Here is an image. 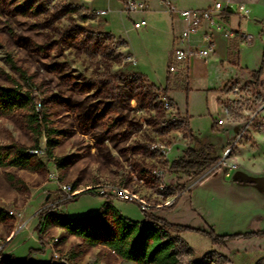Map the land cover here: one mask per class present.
I'll return each instance as SVG.
<instances>
[{
	"label": "rangeland",
	"instance_id": "rangeland-1",
	"mask_svg": "<svg viewBox=\"0 0 264 264\" xmlns=\"http://www.w3.org/2000/svg\"><path fill=\"white\" fill-rule=\"evenodd\" d=\"M141 1L147 3L148 0ZM159 2L151 0L149 10H161ZM178 2V7L183 9L207 8L214 3L213 0ZM222 2H244L248 7L249 18H240L247 32L239 34L246 33L251 39L241 38V66L244 70H258L264 51V0ZM31 5L37 7L36 13L29 8ZM128 25L129 20L118 19L113 21L112 28L128 29ZM156 26L158 30L167 28L164 22L149 25V33L144 36L139 35L138 30L129 32L132 44L139 49L141 57L136 66L128 60L130 54L126 41L116 37L107 28L104 15L91 11L85 0H21L15 4L4 0L1 4L0 86L32 93L37 103L44 102L48 106L51 127L59 131L54 136L59 141L54 154L57 160L64 159L65 163L63 168L58 169L57 160H49L42 152L38 154L45 164L42 172L0 167V207L18 214L13 215L14 218L7 224L0 223V253L3 256L13 255L5 254L6 248L23 235L29 243L38 247V242L30 236L33 230L36 231L35 222L31 223V220L45 207L61 199V184L72 186L70 195L88 190L98 194L103 189L123 187L147 199L151 205L149 212L172 223L200 229L208 224L219 235L264 230V219L241 214L235 217L236 210L232 213L221 206L224 199H213L217 189L223 190L222 186L214 185L224 177V169H228L229 164L244 150H255L257 139L264 134V85H255L251 79L244 84L231 82L225 90L227 99L222 106L230 112V125L238 128L236 144L230 154H226V149L219 156L220 160L198 177L168 171L164 180L160 179L170 185L168 192L181 194L173 206L167 207L165 199L161 200L158 196V180H153V184L145 188L133 182L134 175H152L156 170L167 167L166 156L153 145L175 144L168 153L172 164L184 151V146L178 144L183 142L178 133L184 137L189 134L183 121L186 116L177 112L174 105V111L166 110L162 102L161 97L167 95L164 89L170 62L151 35L155 33ZM134 28L137 29L135 25ZM261 79L264 81V75ZM148 80L158 88L153 89ZM235 87L239 88L236 93L233 92ZM171 96L180 110L186 112L187 92L176 89ZM208 102L212 115L207 111ZM189 103L193 118L191 127L202 142L214 144L216 154L221 153L225 148L223 144L234 135L235 130L234 127L224 126L213 132V123L219 114L227 119L219 102L213 103L209 92H195L190 96ZM99 106L112 109L113 117L119 120L110 135H103L101 124L91 120ZM35 109L39 111L41 106L37 105ZM213 110H218L219 114L215 115ZM25 119L26 113L22 111L0 117V145L15 143L28 149L32 147L33 139ZM40 147L45 151V136L40 139ZM245 158H248L247 155ZM8 175L16 181H23L19 185L21 189L9 180ZM106 202V197L82 194L77 200L63 204L60 210L67 217L97 215ZM113 207L128 219H145V213L132 202L116 199ZM50 233H53L52 237ZM56 233L59 230L52 227L49 232L41 234L42 239L38 241L44 243L42 249L46 250L36 248L32 254L46 253V258L53 263H59L53 257L54 251L68 264L122 263L116 254L103 246L90 247L66 232L57 236ZM181 235L176 251L183 264H230L217 252L204 250L206 241L212 243L207 237L187 233L188 240H185ZM54 238L59 239L57 245L53 250L47 248V243ZM254 239L229 241L240 251L235 258L236 264H252L254 258H260L254 264H264V242ZM19 249L20 252L27 251L26 244ZM7 263L4 257L0 258V264Z\"/></svg>",
	"mask_w": 264,
	"mask_h": 264
},
{
	"label": "trees",
	"instance_id": "trees-1",
	"mask_svg": "<svg viewBox=\"0 0 264 264\" xmlns=\"http://www.w3.org/2000/svg\"><path fill=\"white\" fill-rule=\"evenodd\" d=\"M4 0H0L1 4ZM21 0H9L15 4ZM18 7V5H16ZM32 12H37V7H29ZM24 76V73L21 72ZM264 75V51L261 65L258 70L252 73V82L255 85H264L261 81ZM140 78V77H138ZM157 89L155 85L151 86ZM167 94V89L165 88ZM167 96V95H166ZM37 99L32 93H23L18 89H10L0 86V117L10 116L16 111L26 113V128L32 135L33 145L30 149L11 143L0 145V167L22 169L30 172H42L45 168L44 162L38 157L39 153H45L49 160H57L55 149L59 141L54 136L59 131L51 127L50 112L48 106L41 102V109L36 110ZM112 109L99 106L91 120L100 123L104 129L103 135H110L119 124V120L113 117ZM46 137V149L40 147V139ZM220 157L215 154L211 145H204L199 149L187 148L183 154L175 159L170 166V173L183 174L188 177H198L208 168L216 164ZM64 159L56 161L58 169L63 168ZM9 180L21 189L23 181L15 180L12 175H8ZM63 178V177H62ZM153 182H149V185ZM20 185V186H19ZM76 185L73 186V191ZM93 194L107 197L106 194H95L92 191H84L69 197L63 194L61 199L54 205L45 207L39 214V222L36 231L42 239L41 234L51 226L59 227L66 231L68 235L74 236L90 247L103 246L116 254L121 260L120 264H183L177 256V246L179 235L184 233H196L211 240L213 245L226 246L233 239L264 238V230L253 231L245 234L219 235L211 227L200 229L188 225L176 224L156 215L153 212H144L143 221H134L120 214L110 203L106 202L102 212L97 215H87L80 217L65 216L60 207L78 199L82 194ZM13 215L0 207V223L7 224L13 219ZM175 233L176 235H173ZM33 249L28 255L20 259L13 255L3 256L7 264H34L31 262ZM264 262V259H262ZM47 264H64L53 263Z\"/></svg>",
	"mask_w": 264,
	"mask_h": 264
},
{
	"label": "crops",
	"instance_id": "crops-1",
	"mask_svg": "<svg viewBox=\"0 0 264 264\" xmlns=\"http://www.w3.org/2000/svg\"><path fill=\"white\" fill-rule=\"evenodd\" d=\"M85 1L88 8L93 12L102 10L106 11L104 17L107 21V28H109V30H111L116 37L126 41V49L128 50L130 56L135 58L137 62L136 66L139 65L141 57L138 54L139 49L135 48L132 44L129 32L139 31V35L141 34V36H144L145 34L149 33V25H160L161 23L165 22L167 24V28L165 30H158L156 26V29H154L155 33H152L151 35L153 38H155V43L161 45V48L159 49L162 51V53H166L167 58L170 62L176 38L178 37L180 32L186 28V23L178 15L170 13L165 7V5L161 3L160 0L159 5L161 6V10L150 11L148 4L151 2V0H148L146 3L147 7L144 11H136L132 13L124 12V3L120 0ZM135 1L144 2L141 0ZM172 1L177 6L180 5L178 0ZM210 7L211 6L199 9H208ZM242 17L243 16L235 13L234 11L228 10L223 13L221 19L216 18L215 22L234 32H247L244 30L243 23L240 20V18ZM118 19H120L121 21L129 20V28H116L115 30H113V21L116 20L117 22ZM142 20L146 22V25L140 29H135L134 24ZM211 27L212 24L210 22H204L202 27L199 29L198 33L191 37V45L193 47L203 48L205 46V34L212 33V39L214 41V51L210 54L207 60L193 58L188 65L186 74L181 73L176 76H172L169 73L167 78L166 89L167 95L170 98L172 104L176 107L179 112L183 114V116H186V119H184L183 121L185 122L186 128L188 130L187 132L189 133V138L187 140H182L183 142L181 144L178 143L179 146L183 145V149L185 151L189 147L199 149L204 145H211L213 146L216 154L214 144L202 142L199 139V136L196 134V131L191 127V122L193 118L191 116L192 107L189 103L190 96L195 92L200 94H206V92H209L213 96V103L215 101H218L219 106L221 107L220 109H222L223 111L222 103L227 99V95H225V90H227L229 83L239 82L241 84H244L246 81L251 79L252 73L256 70H250L249 68H246V70H244L241 66L240 46L243 44L241 40L236 38H225L220 31L211 29ZM138 73L142 74L141 72ZM142 75L147 79L144 74ZM150 84L153 85L151 82ZM154 85L157 86L156 84ZM176 89H180L187 92L188 102L186 112L185 110H180L178 104L171 96L172 91ZM209 106L210 105L208 102L207 111L209 115H212L213 112L210 111ZM213 111L214 113H216L215 115L219 114L218 110ZM218 118H222V116L219 114ZM226 118L227 119L222 118L224 119V124L221 126L217 125L216 119L212 127L213 132L215 129H222L224 126H229L232 128L234 127L235 130L234 135L228 138V140L223 144V146L225 147L223 151L221 153L216 154L218 156H221L226 149L227 151L230 150L231 152V150L234 149L236 144V130L238 128L236 126H231L229 123V117L226 116ZM184 151H182V154ZM246 155L248 158H245ZM229 165H235V167H229L226 170L224 169V177L220 178L219 183L214 185L222 186L223 190L220 191L221 189H217V191L213 193V199H216L217 197L224 199V204L221 206L225 208L226 211H232V213L236 210L238 213L235 215V217L241 214L248 215L251 218L253 217L258 219H264V181L261 180V178L264 177V175L262 174L264 170V134L257 139V146L255 150H244L238 157L235 158V161H232V163H230ZM219 193L222 195H220ZM106 198L107 202L114 206V201L116 199L112 198L110 195H108ZM62 208L63 207H60L61 210ZM32 222H35V229V226L39 222V217L37 216L36 218H33L31 220V223ZM205 225L207 227L204 229H207L208 227L213 228L208 224ZM52 227L59 230V233L55 234L56 236L57 234H62V232H66L65 230L59 227L51 226L43 233L49 232ZM185 234L187 233H184L181 236H183L185 240H188ZM30 236H32V239L34 241L38 242V247H36L34 244L29 243L23 235L21 239L11 243L8 248H6L5 254H16L18 258L23 259L25 258L26 253L29 252L30 249H42L44 243H40V241H38L40 240L39 234L33 230ZM50 236L52 237L53 233H50ZM199 239L203 240L201 238ZM257 239L259 242H264V238ZM231 243L232 242H228L226 246L221 247L213 245L212 243L206 241L204 250H206L207 252H217L221 256L226 257L228 261H230V264H236L235 258L240 254V251L237 250V248L234 247ZM25 244L27 251L25 250L23 252H20V249L18 250V247ZM42 250L45 251L46 249ZM45 254H32L31 262L34 264H47L48 262H50V259H47V255ZM259 259L260 258H254L252 260V264H254L255 261ZM262 259H264V257Z\"/></svg>",
	"mask_w": 264,
	"mask_h": 264
},
{
	"label": "built area",
	"instance_id": "built-area-1",
	"mask_svg": "<svg viewBox=\"0 0 264 264\" xmlns=\"http://www.w3.org/2000/svg\"><path fill=\"white\" fill-rule=\"evenodd\" d=\"M124 3V12L132 13L136 11H144L146 9V3L135 1V0H120ZM163 5L168 9V11L172 14L178 15L181 17L185 23L186 28L180 32L178 37L176 38V41L174 43L172 57L170 60V63L168 65L169 73L172 76H176L178 74H186L188 65L190 61L193 58H198L202 60H207L210 54L214 51V41L212 39V33L205 34L204 36V42L205 46L203 48L193 47L191 45V37L198 33L199 29L202 27L204 22H210L212 24L211 29H215L220 31L225 38L232 39L236 38L241 40V38H244L245 40H250L251 36L243 33L239 34V32H234L232 30H229L226 27L221 26V24L215 22L216 18L221 19L224 12L228 10H232L235 13L243 16L244 18H249V11L248 7L244 2H237L236 4H229L224 3L222 0H213V6H211L208 9H183L179 8L176 4H174L171 0H160ZM98 15H105L106 11H96ZM137 29H140L146 25V22L144 20L135 23L134 24ZM128 60L133 65H136L137 62L134 57L129 56ZM239 91L238 87L233 88V92L236 93ZM162 102L166 110H173L174 106L172 102L168 99L166 95H163ZM41 106V102H38L36 104V107ZM177 111V109H175ZM223 111L227 117L230 116V112L228 108H223ZM178 112V111H177ZM217 125H223L224 119L218 118L216 121ZM181 139L187 140L189 137H184L182 133H178ZM175 147V144H172L170 146L165 144H155L153 145V148L156 150L161 151L166 156V161L168 162L167 167L165 170H156L152 173V175H141L139 176L134 175L133 176V182L137 185H140L142 187H147L149 185V182H153L158 180V196L161 198V200L165 199V205L167 207L173 206L178 198L180 197V193H175L174 191L168 192V189L170 188V185L165 184L163 181H160L161 178L165 177V174L170 171L171 163L168 159V153ZM230 150L226 152L228 154ZM223 164V163H222ZM231 168H234L235 165H230ZM264 173V170H263ZM60 190L63 194L67 195V197L71 196L69 193L72 191V186L68 184H61ZM109 192V193H108ZM167 196H164L165 193H167ZM101 194L110 195L112 198L120 199L123 201H129L134 204H137L140 209L143 212H149L151 205L148 202L147 199H145L143 196L130 191L129 189H125L123 187H114L103 189ZM11 215H18L14 212H9ZM59 242L58 238H54L51 241L47 243V248H51L52 250ZM53 257L55 260H57L59 263L68 264L67 261L63 260L59 253H56L54 251Z\"/></svg>",
	"mask_w": 264,
	"mask_h": 264
},
{
	"label": "water",
	"instance_id": "water-1",
	"mask_svg": "<svg viewBox=\"0 0 264 264\" xmlns=\"http://www.w3.org/2000/svg\"><path fill=\"white\" fill-rule=\"evenodd\" d=\"M259 180H260V179H259ZM261 180H263V181H264V177H262V178H261Z\"/></svg>",
	"mask_w": 264,
	"mask_h": 264
}]
</instances>
